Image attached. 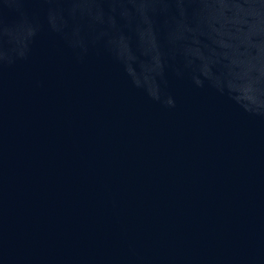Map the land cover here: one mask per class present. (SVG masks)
I'll list each match as a JSON object with an SVG mask.
<instances>
[{"label":"water","instance_id":"water-1","mask_svg":"<svg viewBox=\"0 0 264 264\" xmlns=\"http://www.w3.org/2000/svg\"><path fill=\"white\" fill-rule=\"evenodd\" d=\"M0 264H264V0H0Z\"/></svg>","mask_w":264,"mask_h":264}]
</instances>
